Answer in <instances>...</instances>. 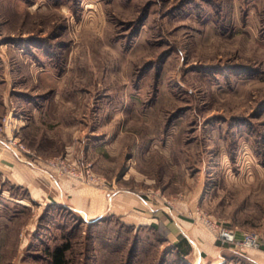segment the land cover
Masks as SVG:
<instances>
[{
    "label": "rangeland",
    "instance_id": "rangeland-1",
    "mask_svg": "<svg viewBox=\"0 0 264 264\" xmlns=\"http://www.w3.org/2000/svg\"><path fill=\"white\" fill-rule=\"evenodd\" d=\"M203 217L264 237V0H0V264H237Z\"/></svg>",
    "mask_w": 264,
    "mask_h": 264
},
{
    "label": "crops",
    "instance_id": "crops-1",
    "mask_svg": "<svg viewBox=\"0 0 264 264\" xmlns=\"http://www.w3.org/2000/svg\"><path fill=\"white\" fill-rule=\"evenodd\" d=\"M2 158H10V157L7 156V157H2ZM11 160H13L14 164L16 163L15 161H18L19 163L20 162H24V163L26 162V161L23 160V157L21 155L18 156L16 154H13V156L8 160V162H10ZM27 174L29 175V180H30L31 184H33L35 187H38L37 183H43L45 181V179H46V177L44 175H42V174H40L37 178H35L33 173L27 172ZM53 185L54 186L56 185L55 187H57L60 197L63 198L62 197L63 196V192H64L63 188H62L63 185H61V183H55V184L53 183ZM109 203L111 205V202H109ZM106 204L107 203L105 202L104 206H106ZM116 204L117 205L115 207H117L119 211L124 212V213L132 214L131 213V210H132V205L131 204L132 203L130 204V202L128 203L127 201H120V202H117ZM104 206H103V204H101L100 206L96 207L99 210L98 212H100V210ZM182 226H186V225H182ZM178 227L182 231V233H181L182 235H180L179 232H176V234L179 233L178 236H180V237L184 236L185 238H187L189 240V242L191 244H193L194 242L192 240L195 238V237H193V234L189 233V232L185 234L183 232V230H182V227L180 225H178ZM213 240H214V238H213ZM218 244H216V241L214 240L212 242H207L204 246L207 247V249H206L207 251L209 250L210 252H212V254L211 253H209V254H211V256H213V257H215L217 254H219V251L221 249H227L229 251L232 250L231 247L229 245H227V244H219V245ZM200 250H201V253L202 252H204V253L206 252L207 253V251L205 249L203 250L201 248ZM234 253H233L234 256L231 259L237 261V264L240 263V260H244V262H247V264H264V252L261 251V250L249 249L243 254H237V253L234 254ZM225 264H227V263H225Z\"/></svg>",
    "mask_w": 264,
    "mask_h": 264
},
{
    "label": "built area",
    "instance_id": "built-area-1",
    "mask_svg": "<svg viewBox=\"0 0 264 264\" xmlns=\"http://www.w3.org/2000/svg\"><path fill=\"white\" fill-rule=\"evenodd\" d=\"M9 144L10 147L14 149L17 148V146L15 147V141ZM20 149L25 151L23 146H21ZM202 222L207 229L213 233L216 242L229 245L231 249L238 254L249 249L261 250L264 252V237L259 235L256 231H237L235 228L228 227L224 223L208 217H203Z\"/></svg>",
    "mask_w": 264,
    "mask_h": 264
},
{
    "label": "trees",
    "instance_id": "trees-1",
    "mask_svg": "<svg viewBox=\"0 0 264 264\" xmlns=\"http://www.w3.org/2000/svg\"><path fill=\"white\" fill-rule=\"evenodd\" d=\"M181 245L182 241L176 244L177 252L182 254L188 253L189 248L184 249ZM66 250L67 247L64 245L56 246L51 252V264H65L64 254Z\"/></svg>",
    "mask_w": 264,
    "mask_h": 264
},
{
    "label": "bare ground",
    "instance_id": "bare-ground-1",
    "mask_svg": "<svg viewBox=\"0 0 264 264\" xmlns=\"http://www.w3.org/2000/svg\"><path fill=\"white\" fill-rule=\"evenodd\" d=\"M9 147V146H8ZM13 150H15L14 148H12Z\"/></svg>",
    "mask_w": 264,
    "mask_h": 264
}]
</instances>
